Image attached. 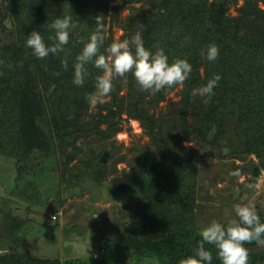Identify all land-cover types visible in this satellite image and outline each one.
<instances>
[{
    "label": "trees",
    "instance_id": "obj_1",
    "mask_svg": "<svg viewBox=\"0 0 264 264\" xmlns=\"http://www.w3.org/2000/svg\"><path fill=\"white\" fill-rule=\"evenodd\" d=\"M111 1L1 0L0 157L13 161L21 177L33 175L30 182L42 171L41 174L55 169L58 170V179L65 178L64 172L68 170L63 158H66L65 154L78 138L88 134L98 141L111 144V134L122 129L120 121L123 112L140 119L144 132L152 141V153L144 164L136 168L128 188L151 183L153 195L136 205L140 209L136 217L142 222L154 223L161 233L155 238L154 248L144 253L156 256L161 264H178L180 259L194 254L197 242L202 239L193 223L198 159L192 154H181L169 160L165 158L164 151L176 145L183 134L187 137L195 133L207 143V134L214 125L221 129L226 117L235 116L244 151L262 156L264 0H243L237 15H230L227 10L229 6L237 5L239 0H160L156 6L148 8L143 15V23L128 26L130 39L139 31L144 47L153 53L157 46L162 48L170 64L175 59H186L192 65L190 77L181 87L182 97L178 102L181 113L175 112L172 117H186L192 111V121L196 127L188 125L185 131L174 135L175 140L169 137L168 127L162 123L170 122L172 113L163 116L155 114L153 110L168 92L178 86L153 95L141 90L136 80L131 78L126 86L127 93L121 94L124 81L116 78L109 94L114 97V104L107 100L100 110L89 113L90 104L86 95L95 91L96 77L102 72L90 63L86 66L89 75L83 86L73 83V65L84 43L95 30V17L102 14L106 18V26L108 15L120 7L113 6ZM220 2L224 5L222 13L218 12ZM64 15H72L79 22L70 34L65 51L38 59L26 46V37L35 30L41 32L45 42L50 45L52 41L48 38L55 33L48 25ZM146 26H151L149 31ZM124 28L127 32V27ZM4 32L10 35L8 41L1 37ZM107 32L106 27L101 52L116 41L112 33ZM212 43L219 47V56L215 61L207 59V48ZM65 57L67 70L62 66ZM214 74L221 76L214 95L193 96V89L205 86ZM147 94L152 97H147ZM102 108L107 112H102ZM43 124L47 126L50 137ZM74 126L77 130L73 129ZM219 135L218 132L215 143ZM105 146L106 143L103 148ZM100 155L102 151L96 157L94 167L97 178L105 175L107 165L99 159ZM79 168L69 171L78 174ZM131 210V216L135 217L134 208ZM260 218L264 222V213ZM256 245L252 242L245 247L249 250ZM205 247L212 252V264H222L216 248L207 244ZM261 257L262 254L255 255L249 264ZM0 264L63 263L13 251L1 254ZM65 264L75 263L66 261ZM78 264L84 263L78 261Z\"/></svg>",
    "mask_w": 264,
    "mask_h": 264
},
{
    "label": "rangeland",
    "instance_id": "obj_2",
    "mask_svg": "<svg viewBox=\"0 0 264 264\" xmlns=\"http://www.w3.org/2000/svg\"><path fill=\"white\" fill-rule=\"evenodd\" d=\"M158 1L112 0L113 6L120 7L107 17V34L111 32L115 40H130L128 26L143 23V15ZM242 4L243 0H239L237 5L229 6L227 13L237 15ZM220 5L224 11L223 3L220 2L218 8ZM150 28L146 26L147 31ZM1 37L8 41L10 35L4 32ZM131 78L135 79L131 73L121 78L124 81L121 94L127 93L126 86ZM181 87L168 92L153 112L163 116L172 113L171 117L175 112L180 114ZM107 100L114 104V97L108 96L104 102ZM104 102L90 105L89 113L100 110ZM102 112L107 110L102 108ZM192 118L190 111L186 117H172L170 122L162 123L173 138L188 125L196 127ZM43 126L50 137L47 126ZM120 126L122 129L111 134V144L88 134L78 138L63 158L68 170L64 172L65 178L58 179L55 169L41 174L42 171L30 182L33 175L21 177L13 161L0 157V255L18 251L34 258L59 260L63 264L66 261L75 264L78 261L84 264H161L156 256L144 253L154 248L155 238L161 236L159 229L154 223L148 224L136 217L140 214L136 205L152 197V185L148 182L128 188L136 168L152 153V141L144 132L140 119L127 112L121 114ZM214 127L216 132L211 142L204 143L195 133L187 137L183 134L176 145L164 151L169 160L181 154L197 156L193 223L200 232L213 220L226 225L236 218L237 204H253L259 216L264 213V152L258 156L244 151L235 116L226 117L221 129L217 125ZM218 132L220 135L215 143ZM101 151L102 155L108 152L103 161L107 163L106 172L97 178L94 167ZM75 167H80L78 174L70 172ZM237 172L239 175H234ZM220 194L230 195V200L221 201ZM131 208H134L135 217L131 216ZM101 247L106 252L101 253ZM96 253L99 258L95 257ZM261 254V259L253 264H264V247L249 248V261Z\"/></svg>",
    "mask_w": 264,
    "mask_h": 264
},
{
    "label": "clouds",
    "instance_id": "obj_3",
    "mask_svg": "<svg viewBox=\"0 0 264 264\" xmlns=\"http://www.w3.org/2000/svg\"><path fill=\"white\" fill-rule=\"evenodd\" d=\"M105 20L102 14L95 17V30L84 43L73 65V83L76 86H83L89 75L86 67L88 64L92 63L102 72L96 77L95 91L86 95L90 105L104 102L113 90L114 79L126 77L129 73L134 76L141 90L151 92L153 95L166 88L182 86L189 79L192 65L186 59H175L170 64L162 48L157 46L153 53L144 47L139 32L130 40L113 41L104 52H101L105 42ZM78 24L72 15L56 18L48 25L55 33L48 38L52 41L50 45L45 42L41 32L33 30L26 37V46L32 49L33 55L38 59H45L49 54L59 55L65 51L70 34ZM218 56L219 47L215 43L208 45L207 59L215 61ZM62 66L67 70L66 57L62 60ZM220 80L221 76L214 74L205 86L193 89L192 95L211 97ZM52 87L54 88V85ZM234 211L236 218L231 219L226 225L213 220L204 227L200 232L202 239L197 242L194 254L180 259L178 264H212V252L205 247L206 244L216 248L222 264H249V250L245 245L255 242L258 246L264 247V222H261L253 204H237Z\"/></svg>",
    "mask_w": 264,
    "mask_h": 264
},
{
    "label": "water",
    "instance_id": "obj_4",
    "mask_svg": "<svg viewBox=\"0 0 264 264\" xmlns=\"http://www.w3.org/2000/svg\"><path fill=\"white\" fill-rule=\"evenodd\" d=\"M218 12H219V13H222V12H223V6H222V5H220V7L218 8ZM215 132H216V128L214 127V128L209 132V134H208V137H207V140H208V141L211 142V141L213 140V137H214ZM107 156H108V152L106 151V152L102 155L101 160H102V161H105ZM219 197H220L221 201H223V202H228V201L230 200V195L220 194Z\"/></svg>",
    "mask_w": 264,
    "mask_h": 264
},
{
    "label": "built area",
    "instance_id": "obj_5",
    "mask_svg": "<svg viewBox=\"0 0 264 264\" xmlns=\"http://www.w3.org/2000/svg\"><path fill=\"white\" fill-rule=\"evenodd\" d=\"M103 252H104V249L102 248V249H101V253H103ZM98 256H99V254L96 253V254H95V257H98Z\"/></svg>",
    "mask_w": 264,
    "mask_h": 264
}]
</instances>
